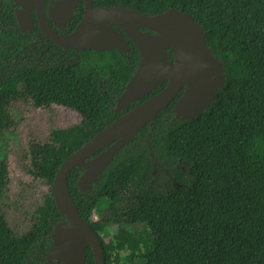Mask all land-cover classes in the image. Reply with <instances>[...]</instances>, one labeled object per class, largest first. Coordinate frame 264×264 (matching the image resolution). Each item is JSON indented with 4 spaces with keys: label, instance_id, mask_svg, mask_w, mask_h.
I'll return each mask as SVG.
<instances>
[{
    "label": "trees",
    "instance_id": "16d2710c",
    "mask_svg": "<svg viewBox=\"0 0 264 264\" xmlns=\"http://www.w3.org/2000/svg\"><path fill=\"white\" fill-rule=\"evenodd\" d=\"M92 4L151 15L185 13L204 30L212 59L225 74L223 86L193 120L177 113L183 87L88 189L80 183L88 168L69 172L70 195L100 238L105 264H264V0ZM83 16L79 3L66 27H53L70 33ZM29 24L23 29L17 5L0 0V117L8 118V110L22 102L35 109L60 106L78 113L81 121L26 145L19 165L34 182L21 183L14 198L8 165L0 162V264H63L49 261L55 253L54 228L68 224L53 196L59 168L168 82L117 112V101L140 64L133 42L126 40L127 51L62 49L42 34L34 14ZM168 60L174 65L170 50ZM42 186L49 192L33 195ZM17 212L22 220L15 227L11 216ZM86 264H95L90 245Z\"/></svg>",
    "mask_w": 264,
    "mask_h": 264
},
{
    "label": "water",
    "instance_id": "95a60500",
    "mask_svg": "<svg viewBox=\"0 0 264 264\" xmlns=\"http://www.w3.org/2000/svg\"><path fill=\"white\" fill-rule=\"evenodd\" d=\"M92 1L60 0L54 3L50 17L60 27L69 23L79 3L84 4V16L74 31L61 35L53 30L45 16L44 0H15L24 8L23 12H17L22 28L30 29L25 19L35 9L42 34L62 49L127 51L126 40L114 27L133 42L139 50L140 64L117 101V112L141 101L166 82L168 85L104 128L59 168L53 184V196L68 224L62 222L54 228L55 253L49 261L63 264H86L87 245L92 248L95 264H105L100 238L81 218L70 195L67 183L69 172L75 167L88 168L80 181L81 186L88 189L117 153L147 122L168 107L183 87L185 92L177 105V113L185 120H193L205 110L215 91L225 82L224 69L212 59L204 30L185 13L170 10L151 15L122 7L94 8ZM142 29L153 30L158 35L150 36ZM169 50L173 53L174 65L168 60ZM103 149L102 153L90 159Z\"/></svg>",
    "mask_w": 264,
    "mask_h": 264
},
{
    "label": "rangeland",
    "instance_id": "374dc122",
    "mask_svg": "<svg viewBox=\"0 0 264 264\" xmlns=\"http://www.w3.org/2000/svg\"><path fill=\"white\" fill-rule=\"evenodd\" d=\"M9 118V119H8ZM8 118L0 117V162L6 161L9 172V188L12 198L20 193L19 185L32 184L34 179L21 169L19 161L26 145L30 141H40L52 130L77 124L81 121V116L60 106L35 109L31 104L18 102L8 110ZM12 122V124H10ZM41 192H49L47 186L35 189L33 195L40 197ZM21 214H12L11 222L13 226L21 225ZM94 221L98 220L94 216ZM110 237H106L108 242ZM122 256L128 252L121 253Z\"/></svg>",
    "mask_w": 264,
    "mask_h": 264
},
{
    "label": "flooded vegetation",
    "instance_id": "af4514ba",
    "mask_svg": "<svg viewBox=\"0 0 264 264\" xmlns=\"http://www.w3.org/2000/svg\"><path fill=\"white\" fill-rule=\"evenodd\" d=\"M16 5H17V12H19L20 11V13L21 12H23L24 11V8L21 6V5H19V4H17L16 2H15V0H12ZM58 1H60V0H44V11H45V16H46V18H47V20H48V22H49V24H50V26L53 28V30L55 31V29H54V27L53 26H57V27H60V25L59 24H57V23H55V21H53L52 19H51V17H50V11H51V9H52V7H53V5H54V3L55 2H58ZM82 3V2H81ZM84 5V4H83ZM93 6V5H92ZM94 8H98V7H94ZM33 14L35 15V9H32L31 11H30V14H29V18L27 17L25 20H26V24L29 26V28L31 27V25L29 24V22L32 20V18H33ZM35 17H36V15H35ZM82 20V19H81ZM36 21H37V19H36ZM52 23V24H51ZM68 24H66V26H67ZM78 25V24H77ZM39 26V25H38ZM65 26V27H66ZM61 28H64V27H61ZM76 28V27H75ZM114 29L121 35V36H123L124 37V39L125 40H127L128 38H127V36L121 31V30H119V29H117V28H115L114 27ZM74 31V30H73ZM73 31H71L70 33H63V34H61V35H69V34H71ZM142 31H143V29H142ZM56 32V31H55ZM144 32V31H143ZM58 33V32H57ZM145 33V32H144ZM58 34H60V33H58ZM129 40V39H128ZM127 42V41H126Z\"/></svg>",
    "mask_w": 264,
    "mask_h": 264
}]
</instances>
